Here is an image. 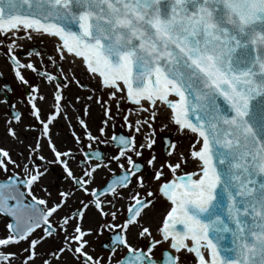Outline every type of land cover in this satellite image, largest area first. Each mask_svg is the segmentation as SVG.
Returning a JSON list of instances; mask_svg holds the SVG:
<instances>
[{"label":"snow or ice","instance_id":"1","mask_svg":"<svg viewBox=\"0 0 264 264\" xmlns=\"http://www.w3.org/2000/svg\"><path fill=\"white\" fill-rule=\"evenodd\" d=\"M46 39L53 42L47 65L37 49L25 59L26 44ZM0 53L14 78L30 89L34 123L24 127L38 132L25 144L7 121L8 135L23 145L19 155L31 166L0 147V171L11 173L0 181V214L8 217L0 264H35L39 248L57 239L42 264H61L65 257L76 264H180L182 251L194 254L195 264H264V0H0ZM77 60L97 81L87 99L104 117L100 136L77 118L88 142L80 150L79 175L69 163L76 160L72 149L62 151L51 132L67 118L68 84L86 87L69 71ZM28 72L51 86L48 111L41 84H31ZM0 91L12 89L5 84ZM9 102L7 95L0 100ZM121 113L129 134L106 136ZM12 117L24 123L21 113ZM169 128L190 137L188 151L164 138L168 159L159 161L157 135ZM42 140L53 159L41 154ZM93 143L114 144L116 152L106 157ZM189 160L193 171L182 167ZM52 164L72 181L55 199L47 187L41 190L48 198L35 193ZM101 172L109 174L102 185ZM77 192L88 199L74 208ZM157 194L168 209L154 234L148 212ZM93 210L103 221L95 229L86 226ZM104 231L112 233L110 254L93 256L89 238ZM133 235L147 246L133 244ZM162 243L174 251L157 260L154 249ZM118 248L126 253L115 259Z\"/></svg>","mask_w":264,"mask_h":264},{"label":"flooded vegetation","instance_id":"2","mask_svg":"<svg viewBox=\"0 0 264 264\" xmlns=\"http://www.w3.org/2000/svg\"><path fill=\"white\" fill-rule=\"evenodd\" d=\"M62 65L65 69L69 68L68 62H62ZM75 73V79L80 81L81 85H85L86 87H81L78 86L75 83H70L68 84L67 88L65 89V96L69 103L67 105L66 111H67V118L66 119H60L54 127L51 128L52 132V138L55 141L56 145L63 151L66 149H72L73 153L76 156V160H70L69 163L73 167V170L76 172L77 175L80 174V168L77 166V163L79 159L81 158V151L80 150H87L86 149V144L88 143L84 137V129L83 127L78 123V117L81 119H84L86 123L89 126L90 131L92 132L93 135L100 136V133L98 129L102 126L101 121L104 119L103 117V112L100 109L99 105H97L93 100H88L87 97L92 94V89L97 87V81L90 79L89 74L84 70L83 66L81 65H74L72 66V69H69V71H73ZM28 77V76H27ZM4 78V77H3ZM6 80H3L4 82H9L8 78H5ZM2 80V79H1ZM43 82V81H41ZM63 83V81H61ZM45 83V82H43ZM46 84V83H45ZM47 85V84H46ZM48 86L47 91H43L45 88H42V91L44 92L45 96L47 97L46 101L43 104L44 110L48 111L50 109V106L52 104V97H51V86ZM8 88L12 89L10 86ZM13 91V90H12ZM30 93V89L26 86H24V93H20L22 97L19 99L16 98V101L12 104H15V108H12L11 105L9 106L10 110V116L8 118L9 121H12L13 126L17 128V132L20 135L21 139L24 140L25 144L28 143H33V137L38 134V132H33V131H25V125L28 124H33L34 121L29 115V107L27 105V99ZM5 95H7L9 101L10 96L8 93H2L3 99L5 98ZM79 96L81 99L79 101H76L74 98ZM129 105V104H128ZM19 108V109H18ZM85 109H87V114H85ZM13 112H19L22 115L23 119V124H17L15 120L12 117ZM6 120V119H5ZM113 123V121H112ZM109 128V127H107ZM106 128V129H107ZM75 132L77 135L80 136L81 140L83 143L77 144L76 141L73 138L72 133ZM113 133L116 135H128L129 130L125 129V127L121 128H116L115 131L112 133H109L108 136H111ZM27 137V139H25ZM170 137V138H169ZM168 138L169 140L174 141V136H167V135H162V132L158 133L157 137V144L155 145V148L157 146L160 147V152L162 153V156L164 158H167L165 156V139ZM2 138V142L5 144L4 146H8L12 155V158L17 160L18 162H28L29 165L31 166V162L29 161H24V157L20 156L17 154V148L18 147H23V145L17 143L12 139V137L8 136L7 139ZM159 140V141H158ZM9 143V144H8ZM41 143L44 145L42 155L47 157L48 160L53 159L52 153L48 150L47 144L45 143L44 140L41 141ZM2 146V143H1ZM108 148L111 150L112 154L108 153ZM8 149V148H7ZM93 150H99L104 153L106 157H110L116 152V148L114 144H101V143H93ZM23 151V150H22ZM27 153L25 152V156ZM145 157L148 156L146 152L144 153ZM161 155V154H160ZM106 162V161H105ZM116 172L118 173L120 170L114 165H111ZM10 167V166H9ZM11 168V167H10ZM16 171L22 172L21 169H17ZM11 173H4L3 171L0 173V181H4L7 179V176L10 175ZM108 173L106 172H101L100 175L97 178V183L98 184H104V182L108 179ZM165 177L167 179H171L172 175L168 170H165ZM43 187H47V189L52 193V197L49 199H55L56 198V193L60 189H66V188H71L72 187V181L68 178L65 177V175L62 172V169L60 165L58 164H52L49 166V170L47 174L44 176V178L41 180L40 184L35 186V193L38 196L41 197H46V194L41 190ZM151 187L153 191L156 190L157 184L152 183ZM22 191L24 189H21ZM25 195L27 193L25 192ZM85 199L87 200V197L82 196L81 193L77 192L76 199L73 201V207H78V200L79 199ZM30 200V197L28 198ZM168 202L161 198L159 194H157L153 205L150 206V210L148 212V219L152 223L153 227V232L155 234V227L159 223V221L162 219L163 215L166 214V211L168 209ZM119 207V205H118ZM120 220L124 219L123 215H120L119 217ZM8 220V217L0 214V234H3L5 231V224ZM119 222V221H118ZM98 223H103L102 220L98 216L95 215V211H91L88 214V222L86 223V226H91L93 229L96 228V225ZM159 239V236H157ZM91 247L94 249L92 252L93 256H100L107 258L110 254L111 248H112V233L109 231H104L102 235H93L92 237L89 238ZM131 242L137 246L140 247H146L148 244L147 240L143 239H136L135 236L130 237ZM59 244V239L57 240H50L44 245L39 248V252L41 253L40 258L36 259L35 264H42V260L46 258L47 253H49L51 250L55 249L56 246ZM167 245L168 243H162L161 245H158L154 249V255H161L163 256L165 250H167ZM22 247H27L26 243H22ZM10 251H19L18 248H12L9 249ZM126 253L125 249H120L118 248L116 253H115V259H120L123 257ZM26 255V253L21 254ZM160 257V258H161ZM16 264H19V261H16ZM61 264H76L75 261L71 260L70 257H65V259L61 262Z\"/></svg>","mask_w":264,"mask_h":264},{"label":"rangeland","instance_id":"3","mask_svg":"<svg viewBox=\"0 0 264 264\" xmlns=\"http://www.w3.org/2000/svg\"><path fill=\"white\" fill-rule=\"evenodd\" d=\"M26 45L27 46L25 47V50H23L24 55H25V59H27V56H26V52L27 51H32L33 49H37V50H40L44 54V56H45L44 63L46 65L48 64V61H47L46 57H47V55L52 54V52H53V42H51L49 40H45L44 43H40V41H35V42L33 41V42H30V43H28ZM32 59L39 64V58L38 57L33 56ZM0 60H1V62L4 61L3 63L0 64L1 65L0 66V72H2L3 76L7 77L8 81H9V82L6 83L3 80H1V78H0V88H3V86L6 84L7 86H10L12 88V90H13L11 92H7L9 94V96H10V99H11L10 102L8 104L0 103V119H1V122H2V124H1L2 127L0 128V138L2 137L5 140L9 136L8 132H7V121H9V119L11 118V117L8 118L10 116L9 106L16 101V98L19 99L20 97H22L20 95V93H24V86L21 85L14 78V76H13V74H12L8 64H7V62L5 61L2 53H0ZM49 70H52V69L49 67ZM26 76H28L27 78H28V80H29V82L31 84H41V87L45 88L43 91H47L48 90V86L45 83L41 82L40 78H38L35 74H33L31 72H28L26 74ZM2 93H4V92L0 91V100H3ZM104 96H105V98H107V93H104ZM122 107L124 109H127L128 107H130V105L123 104ZM112 110H113V112L116 111V106H115L114 103H113ZM122 115H123V113H121L120 115H117L116 119L113 121V123L115 124V128L112 127L113 123L110 122V124L108 126L109 128H107L106 132H105L106 136H108L109 133H112L113 131H115L116 128L124 127L123 126V120L121 119ZM159 123L160 122L157 121V124H156L157 128H159ZM125 129H127V128L125 127ZM162 135H167V136H171V137L174 136V141L177 142L178 149L180 151H184L185 153H187L188 147H189V142H190V137L180 136L172 128L165 129L164 131H162ZM157 137H158V135H157ZM4 145L5 144L2 142V146L0 145V147H5V148L9 149L8 146H4ZM160 150L161 149H160L159 146H157L155 148V154H156L158 160L159 161H163L165 159H168V157L164 158L162 156V153L160 152ZM107 151H108L109 154H112V152H111V150L109 148H108ZM145 152H146V154H148L147 151H145ZM112 165L116 166L115 162H113ZM182 167H184L185 170H187V171H193L196 166L191 160H189V162L186 165H183ZM165 170H167V169H165ZM1 172L2 171H0V173ZM167 249H169V245H167ZM178 255H179V258H180V264H193L192 262H193L194 258L191 256L190 253L180 252ZM160 257H161L160 253H159V255H154L155 259H159Z\"/></svg>","mask_w":264,"mask_h":264},{"label":"bare ground","instance_id":"4","mask_svg":"<svg viewBox=\"0 0 264 264\" xmlns=\"http://www.w3.org/2000/svg\"><path fill=\"white\" fill-rule=\"evenodd\" d=\"M46 40H48V39H46ZM36 41H39V40H36ZM49 41H51L52 42V40H49ZM35 42V41H34ZM27 45H25V47H26ZM4 62V61H3ZM3 62H1V60H0V64L1 63H3ZM65 62H68V61H65ZM79 64V61L77 60V63L75 64V65H78ZM69 65V64H68ZM80 65V64H79ZM1 66V65H0ZM81 66V65H80ZM4 77V78H3ZM0 78L2 79V80H6L5 78H7V77H5V76H0ZM0 122H1V119H0ZM1 124H2V122L0 123V128L2 127L1 126ZM1 143H2V137L0 138V145H1ZM23 150V147H18L17 148V154H19L21 151ZM170 251H174V250H170ZM179 254V253H178Z\"/></svg>","mask_w":264,"mask_h":264},{"label":"water","instance_id":"5","mask_svg":"<svg viewBox=\"0 0 264 264\" xmlns=\"http://www.w3.org/2000/svg\"><path fill=\"white\" fill-rule=\"evenodd\" d=\"M163 259V258H162ZM180 259V258H179Z\"/></svg>","mask_w":264,"mask_h":264}]
</instances>
